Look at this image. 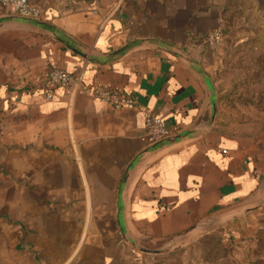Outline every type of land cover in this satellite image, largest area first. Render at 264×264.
Segmentation results:
<instances>
[{"label":"crops","instance_id":"0c3cea01","mask_svg":"<svg viewBox=\"0 0 264 264\" xmlns=\"http://www.w3.org/2000/svg\"><path fill=\"white\" fill-rule=\"evenodd\" d=\"M30 1L41 18L0 19V264H173L176 242L245 217L264 264V130L221 131L211 52L227 35L264 49V0ZM53 67L176 137L150 145L139 108L47 100Z\"/></svg>","mask_w":264,"mask_h":264},{"label":"rangeland","instance_id":"374dc122","mask_svg":"<svg viewBox=\"0 0 264 264\" xmlns=\"http://www.w3.org/2000/svg\"><path fill=\"white\" fill-rule=\"evenodd\" d=\"M211 52L217 62L221 131L227 135L259 134L264 130V49L252 43L241 44L227 35L215 43ZM213 225L187 244L176 242L178 247L164 256H172L173 264L253 263L249 248L256 234L249 218Z\"/></svg>","mask_w":264,"mask_h":264},{"label":"built area","instance_id":"2783aa9c","mask_svg":"<svg viewBox=\"0 0 264 264\" xmlns=\"http://www.w3.org/2000/svg\"><path fill=\"white\" fill-rule=\"evenodd\" d=\"M43 12V7L33 4L30 0H0V19L9 16L39 19ZM82 82V75L53 67L43 78V94L47 100H51L55 90L62 88L67 93L83 92L91 98L111 104L114 108H139L144 114L145 135L150 145H155L175 135L173 127L166 120L157 116L151 109L138 107L133 97L101 81H95L88 87L83 86Z\"/></svg>","mask_w":264,"mask_h":264},{"label":"water","instance_id":"95a60500","mask_svg":"<svg viewBox=\"0 0 264 264\" xmlns=\"http://www.w3.org/2000/svg\"><path fill=\"white\" fill-rule=\"evenodd\" d=\"M12 17H13V16H12ZM17 18H19V17H17ZM23 19H25V18H23ZM174 137H176V136L174 135V136H172V137H170V138H168V139H165V140H163V141H161V142H159V143H157V144H160V143H162V142H164V141L170 140V139H172V138H174ZM157 144H155V145H157Z\"/></svg>","mask_w":264,"mask_h":264}]
</instances>
